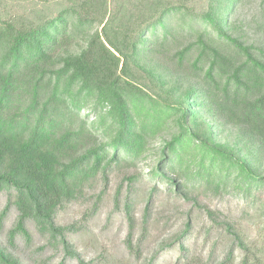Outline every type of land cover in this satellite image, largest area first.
<instances>
[{"label": "trees", "instance_id": "trees-1", "mask_svg": "<svg viewBox=\"0 0 264 264\" xmlns=\"http://www.w3.org/2000/svg\"><path fill=\"white\" fill-rule=\"evenodd\" d=\"M239 1L0 0V220L17 209L10 238L28 240L32 220L49 244L79 259L68 238L76 225L57 224L58 210L148 157L144 224L163 183L205 209L209 228L220 211L205 198L232 194L264 207V0L258 44L235 33L229 14ZM124 179L132 191L139 176ZM119 196L120 187L114 201L132 250L133 198L119 207ZM192 228L186 222L175 237V264H189L183 241ZM232 235L240 264H264V252ZM234 260L231 248L218 264ZM0 264L22 263L0 245Z\"/></svg>", "mask_w": 264, "mask_h": 264}, {"label": "rangeland", "instance_id": "rangeland-1", "mask_svg": "<svg viewBox=\"0 0 264 264\" xmlns=\"http://www.w3.org/2000/svg\"><path fill=\"white\" fill-rule=\"evenodd\" d=\"M260 3L261 0H240L229 14L230 20L237 26L235 33H244L247 43L258 44L261 38L258 26ZM218 135L222 141L230 138L228 131L218 130ZM158 144L159 140L153 142L152 149ZM151 164V158L148 157L135 167L115 169L110 173L106 185L98 180L82 198L67 202L58 210L55 217L57 224L76 225L68 238L79 253V259L70 258L60 246L49 244L32 220L26 222L28 240L21 233L10 238L9 231L18 218V211L14 206L0 220V245L22 264H175L180 255L179 244L174 242L175 237L185 223L190 221L192 231L183 241L189 247V264H218L231 248L235 256L234 264H240L244 253L233 240L234 230L240 231V237L251 243L250 247L254 246L255 254L261 256L264 252V248H261L264 241V207L257 204L249 206L232 194L203 199L202 203L207 207L220 211L219 224L209 228L211 221L205 209L173 198L166 192V185L163 183L159 195L154 196L149 205L150 218L144 224L142 214L148 204L149 188L154 183L148 177ZM133 173L139 176V181L130 191L124 176ZM118 187L119 207L123 206L125 197L133 198L136 224L130 239L132 250L126 243L127 220L114 201ZM102 189L105 192L98 202L99 206L93 208ZM6 204V193L0 192V213Z\"/></svg>", "mask_w": 264, "mask_h": 264}]
</instances>
